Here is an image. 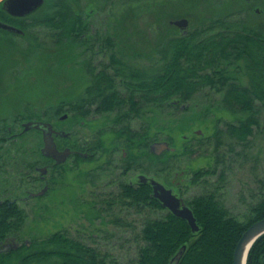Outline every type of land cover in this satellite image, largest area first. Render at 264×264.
Here are the masks:
<instances>
[{"label": "trees", "instance_id": "1", "mask_svg": "<svg viewBox=\"0 0 264 264\" xmlns=\"http://www.w3.org/2000/svg\"><path fill=\"white\" fill-rule=\"evenodd\" d=\"M46 1L49 8L44 6L36 15L25 18L11 17L0 8V19L17 25L24 31L23 38L36 42L28 54H48L56 72L65 70L66 64L74 61V52L89 54L86 64L91 87L81 98L72 95L77 98L72 99L73 108L84 112L87 105L92 107L105 100V105L96 106L98 110L116 107L120 117L132 120L145 109L167 107L177 111L181 109L180 105L192 102L197 96L212 100V93L219 95L217 104L211 102L200 112L183 116L186 122L180 126H172L174 115L170 112L167 120L168 130L182 129L181 133L192 127L195 119L207 115L216 118V112L228 113L235 120L214 132V166L195 171L190 179V184L202 187L199 194L187 199L200 231L192 232L187 221L165 212L161 203L150 197L145 209L154 216L143 223L137 258L132 264H233L235 248L244 232L264 219V182H261L256 202L248 205L241 218L233 214L223 200L231 165L249 148L264 113V32L249 28L241 13H227L223 9L226 5L223 0H202V8L194 10L193 24L187 32L171 24V20L178 17L175 11L162 12L153 8L154 22L148 26L149 35L155 36L156 40L151 41L146 30H140L135 24L143 10L131 0L108 31L95 30L84 11L90 5L103 8L107 0H90L85 5L84 0ZM179 4L180 8H190V5L194 6V0H181ZM142 5L149 6L150 2ZM2 32L6 33L0 30ZM140 45L147 50H142ZM96 54L106 56L107 62L96 65L93 61ZM139 58L151 64L143 68L138 64ZM243 76L247 83H243ZM55 90L60 96L66 94L65 87L59 86ZM63 108L62 105L55 110L64 112ZM148 122L141 131L149 135L152 143L157 138L153 136V120ZM139 136L141 140L143 134L135 135L134 148ZM194 137L182 146V154L179 149L161 157L150 154V167L160 161L164 169L171 172L174 158L179 160V155L197 154L212 145V139L202 136L197 140ZM227 139L229 143H225ZM165 140L174 146L173 136L169 135ZM146 193L151 191L145 187ZM134 195L137 208L142 202L139 199L144 198L143 194ZM13 230L14 227L7 225L5 236L15 234ZM2 237L0 235V241ZM184 246L186 248L177 261L176 256ZM31 249L35 251L32 258L38 264L46 261H53V264H119L108 252L81 244L66 232L37 239ZM16 253L0 252V264H5ZM247 264H264V235L253 245Z\"/></svg>", "mask_w": 264, "mask_h": 264}, {"label": "rangeland", "instance_id": "2", "mask_svg": "<svg viewBox=\"0 0 264 264\" xmlns=\"http://www.w3.org/2000/svg\"><path fill=\"white\" fill-rule=\"evenodd\" d=\"M90 0H84L83 4H88ZM133 5H140L143 10V14L139 19L136 20V25L140 30H146L148 34V40H156L155 36L149 35V26L154 22V16L151 14L157 8L165 12L166 10H173L178 15L177 18L171 20V24L176 20L187 19L189 24L184 27L182 32H187L191 29L193 24L194 10L202 8L200 2L202 0H194V6L190 5V8H180L179 2L181 0H131ZM150 2L149 6H143L142 3ZM226 5L223 9H226L227 13H241L240 16L245 18V23L251 29H261L264 32V0H223ZM47 1L39 9L41 10L44 6L48 7ZM85 7V6H84ZM128 7V0H107L105 6L93 7L90 5L89 8H84L85 13L88 15V20L92 24L95 30L108 31L109 26L116 24V17L120 14L123 9ZM0 8L3 9V4L0 2ZM92 8L94 10H92ZM4 10V9H3ZM37 10L32 15L38 13ZM93 11V13H90ZM5 12V11H4ZM52 12V11H51ZM6 13V12H5ZM189 13L190 16H187ZM31 16V15H30ZM119 17V16H118ZM192 19V20H191ZM177 27V26H176ZM29 38H23L19 36L10 35L7 33H0V134L2 136H9L8 129L12 128V133L20 125V122H26V118H32L33 120L45 118L47 120L51 118L57 119V114L60 115L63 112H57L55 108L64 106V96H60L59 92L55 89L57 87H65V93L77 96L83 95L85 89L90 85V76L87 72L86 59L89 54L82 53V51L74 52V61L66 64V69L62 71H55L53 67V60L48 54L40 52L39 54L29 53V49L36 44ZM142 50L147 48L140 45ZM90 58V57H88ZM108 58L104 55L96 54L94 62L104 61L107 62ZM141 67L146 68L151 64L150 61H145L142 58L138 59ZM243 74V72H242ZM66 79V80H65ZM65 80V84L64 81ZM243 83H247V79L243 76ZM69 90V92H67ZM53 97V99H49ZM61 99H63L61 101ZM71 99L76 100L77 98L72 97ZM221 99V98H220ZM219 102V95L215 92L212 93V100L204 97L203 95L197 96L195 100L189 103H185L181 109L173 110L172 108L161 109L159 107L153 109H145L139 113L134 119V128L142 129L143 126L149 123L148 121L153 120V136L157 138L155 141L165 140L169 135L174 137V146L182 154V146L191 141L192 136L198 140L199 137H207L212 139V145H208L207 150H201L199 153L194 155H179L178 159L174 158L172 166L174 169L169 172L164 169L162 162L158 161L156 166L150 167L147 171L148 176L153 178H159L160 181H164L167 184L174 187L180 195L187 201V199L199 194L202 191V187L190 184L192 174L199 169H207L214 166V132L216 128H222L225 123H231L235 120L233 117L225 112H216V118L209 117L208 115L202 118L195 119L194 125L190 127L186 132L181 133L182 129L175 128L176 131L167 129V120L170 118L169 112L174 115L173 127L180 126L184 121L183 116L189 115L194 111L195 113L200 112V109L207 106L209 103ZM53 107V108H52ZM191 107V109H189ZM188 108V110H187ZM51 109V110H49ZM184 110H187V112ZM64 111V108H63ZM19 113H22L21 115ZM15 117H10L11 115ZM8 116V117H7ZM120 116V114H119ZM20 119L19 123L17 122ZM17 120V121H16ZM260 127L255 128L254 136L251 138V143L245 154H242L241 158H238L236 163L231 165V169L227 174V183L225 190L223 191V200L226 203L230 211L238 215L240 218L244 212H246L248 205L255 203V197L260 193L261 182H264V113L260 116ZM96 121L89 118L86 120L84 126L94 125ZM75 125L78 137L95 132L87 127L82 128L81 123ZM21 127V126H20ZM18 127V128H20ZM150 134V131L148 132ZM93 136H91L92 138ZM88 139V138H87ZM189 139V140H188ZM21 140H25L21 147H32L37 149L43 147L42 136L37 131H30L23 136ZM188 140V141H187ZM196 142V140H195ZM229 143L227 139L225 143ZM209 142H207L208 144ZM9 147V145H6ZM140 147L136 146L133 148V157L135 159V168H137V159L139 157ZM35 151V150H34ZM202 156H199V154ZM151 154V153H150ZM120 153L118 154V157ZM155 160H158L155 158ZM137 172V170H135ZM146 174V175H147ZM108 180V179H107ZM41 214L35 216L30 221L23 231L21 238L43 239L55 232L56 230L74 233L78 229V219H70L69 216H62L64 220H54L47 217L45 210L41 211ZM58 215V213L56 212ZM76 215V214H75ZM121 215H124L121 213ZM61 216V213H60ZM154 213L150 210L145 209L138 212L134 209V215L132 219L126 217L121 218L126 224L127 222L131 226L130 232L126 230L114 234L112 240H110V232L115 231L114 229H102V236L98 237L99 248L103 253L108 252L115 258L119 264H132L137 258L136 250L139 246L140 230L146 218L153 217ZM46 217V218H45ZM131 217V216H129ZM34 228H40L36 233L32 231ZM65 229V230H63ZM110 231V232H109ZM86 235L89 233L86 232ZM107 235V236H104ZM102 237V238H101ZM110 238V239H108ZM108 239V240H107ZM101 241V242H99ZM33 250V249H32ZM13 257V258H12ZM12 258L10 264H19L18 259L15 255L10 256L8 260ZM53 261H46L41 264H53ZM6 264V263H5Z\"/></svg>", "mask_w": 264, "mask_h": 264}, {"label": "flooded vegetation", "instance_id": "3", "mask_svg": "<svg viewBox=\"0 0 264 264\" xmlns=\"http://www.w3.org/2000/svg\"><path fill=\"white\" fill-rule=\"evenodd\" d=\"M90 87L91 85L86 89ZM71 98V94H64V112L57 114V119L26 121L51 124L57 152L63 155L44 154L43 130L34 128L24 131L25 122L19 123L20 119L16 121L20 124L18 127H21H17L15 132L12 133L13 129L9 128L11 134L8 137L0 134V235L3 236L0 250L5 254L18 252L15 257L19 264H38L32 258L35 255V251H31L33 239L21 238L28 221L34 218L36 212L35 216H45L41 213L45 210L47 217L54 220L62 221L64 216H71L67 219L69 221L78 219V229L74 233H66L81 244L99 247L98 237L102 236V229H114L113 232L109 231L113 237L119 229L130 232V224H125L121 218L132 219L134 209L144 210L149 198H154L152 177L147 174L151 151L149 135L140 128L135 129L133 120L120 117L116 107L107 111L98 110L96 106H102L107 102L105 100L93 104L92 107L87 105L82 112L72 107ZM89 118L96 121L89 126L95 132L88 134V137H78L75 125L80 122L82 128L87 127L84 125ZM33 130L42 136L43 147L38 150L21 147L25 141L21 140L23 136ZM140 133L143 138L140 140L139 136L136 144L140 149L135 168L133 148L135 135ZM141 176L148 179L144 181ZM159 182L166 186L164 181ZM145 187L151 193L145 195ZM171 189L187 206L180 193L175 188ZM134 193L143 194L144 198L139 199L142 202L137 208ZM164 211L168 210L164 208ZM7 225L14 227L15 234L5 236L4 228ZM38 230L40 228L32 229L36 233ZM11 261L12 258L5 263L10 264Z\"/></svg>", "mask_w": 264, "mask_h": 264}, {"label": "water", "instance_id": "4", "mask_svg": "<svg viewBox=\"0 0 264 264\" xmlns=\"http://www.w3.org/2000/svg\"><path fill=\"white\" fill-rule=\"evenodd\" d=\"M44 4V0H5L3 3V9L6 10L10 15L15 17H25L36 10H38ZM176 26L184 28L188 26L187 19H181L173 22ZM0 29L16 33L23 34V31L11 24L0 20ZM32 128L42 129L44 132V143L43 153L46 155H63L58 154L56 144L52 138L53 127L49 123L43 122H28L24 124V131H28ZM175 150L170 146L167 141L155 142L151 145V151L160 156L166 151ZM65 155V153H64ZM65 158V157H64ZM141 179L146 181L148 178L141 176ZM153 185V196L157 198L170 212H172L178 218L186 220L191 227L193 232H199L200 227L197 224V219L194 216L193 211L182 204V200L178 198L172 189L166 188L163 184L158 181L151 179ZM264 235V219L251 225L240 238L234 252L233 264H247L249 253L253 245ZM186 246L182 248L180 253L176 256V260L179 261Z\"/></svg>", "mask_w": 264, "mask_h": 264}, {"label": "bare ground", "instance_id": "5", "mask_svg": "<svg viewBox=\"0 0 264 264\" xmlns=\"http://www.w3.org/2000/svg\"><path fill=\"white\" fill-rule=\"evenodd\" d=\"M195 233V232H194Z\"/></svg>", "mask_w": 264, "mask_h": 264}]
</instances>
